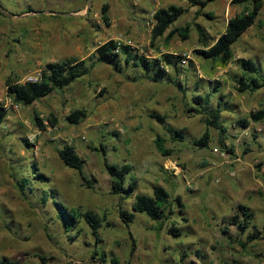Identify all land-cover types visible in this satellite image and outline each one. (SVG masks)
Wrapping results in <instances>:
<instances>
[{
    "label": "rangeland",
    "instance_id": "rangeland-1",
    "mask_svg": "<svg viewBox=\"0 0 264 264\" xmlns=\"http://www.w3.org/2000/svg\"><path fill=\"white\" fill-rule=\"evenodd\" d=\"M106 3L108 23L102 17ZM172 4L188 11L171 28L189 24L190 37L177 34L167 40L170 28L152 46L154 10ZM244 8L232 0H215L204 9L212 15L207 17L197 15L189 0H0V100L8 95L9 77L24 82L47 63L67 59L93 65L72 85L55 88L32 105L8 108L0 128V257L38 264V254H44L50 264H99L94 254L99 247L121 264H175L183 250L189 253L186 264H264V119L250 118L251 112L264 109V87L255 93L237 88L242 72L238 59L260 62L264 74V6L256 24L234 45L235 58L226 67L195 52L202 47L197 23L217 38ZM130 38L135 49L151 58L165 52L186 55L182 72L170 69L174 82L136 79L133 68L118 72L92 58L107 40ZM209 82H220L219 92L213 89L214 106L220 95L233 105L222 113L228 127L224 134L190 110L193 94L205 90L196 91L197 85L209 89ZM76 109L86 113L78 124L68 119ZM154 112L181 129L185 139L175 140L150 116ZM242 118L250 120L248 127L240 125ZM207 130L210 141L201 148L194 141ZM158 134L171 155L158 150ZM25 137L30 146H25ZM222 137L233 151L220 144ZM66 143L86 160L83 173L60 157L58 148ZM102 147L110 162L133 166L139 180L136 193L153 195L155 184L169 190L172 213L164 228L142 213L129 225L120 217L122 208L133 211L135 194L121 197L113 192ZM33 164L48 182L34 178ZM24 178L33 188L28 198L20 191ZM43 188L53 190L70 208L105 216L103 241L96 243L84 219L67 231L54 205L42 201ZM240 203L250 207L253 224L263 232L261 239L245 246L247 235L229 223ZM172 223L182 229L181 237L168 233Z\"/></svg>",
    "mask_w": 264,
    "mask_h": 264
},
{
    "label": "trees",
    "instance_id": "trees-1",
    "mask_svg": "<svg viewBox=\"0 0 264 264\" xmlns=\"http://www.w3.org/2000/svg\"><path fill=\"white\" fill-rule=\"evenodd\" d=\"M193 6L197 7V15H205L212 17L209 12H204V9L211 1L215 0H189ZM233 4L244 5L245 8L242 12L231 17L225 27V30L215 38L207 32V30L197 23V31L200 36L201 48L195 50L196 54L205 60L213 61L217 65L226 67L231 61L234 60V45L240 40L242 35L254 24H256L262 8L264 6V0H232ZM108 10V4L102 6L103 19L106 23L109 22V17L106 14ZM187 7L172 4L167 7L158 8L153 14L154 23L152 27L151 45L155 46L158 38L164 36L166 32L172 27V25L179 20L186 12ZM181 36L183 39L190 37V25L173 27L166 35V39L170 40L175 35ZM96 57L98 62L106 63L112 66L116 71L122 72L124 69L133 68L136 70L134 78H146L155 82H174L170 74V69L175 72H182V60L183 54L174 53H162L160 57H148L145 54L140 53L137 49L130 45H119L115 39H109L106 42L100 44L95 49L92 58ZM238 64L241 67V75L237 79L238 90L242 92L255 93L259 89L264 87V74L261 70L260 62L240 58ZM93 65L88 64L86 60L82 59H67L58 62H49L42 70V75L39 80L36 81H24L21 82L18 79L9 77L6 80L8 94L13 98L16 103L28 106L32 105L35 101L48 96L55 88L64 89L80 78L88 75L91 72ZM169 68V70L167 69ZM210 83V82H209ZM179 87L181 83H178ZM220 82L210 83V90L205 87L197 85L196 91L205 89L204 91L193 94L190 110L201 113L205 117L206 124L210 127H214L224 134L228 131V127L223 121V111L231 110L233 105L225 99L223 95L219 96L218 104L214 106L213 89L219 92ZM8 116V109L0 101V128L5 122ZM86 116V113L82 109L74 110L68 119L73 123H80L82 118ZM151 117L156 118L166 129L171 132L175 140L185 139L184 132L181 129L173 128L166 118L156 112L150 114ZM38 118L39 124H42V120ZM250 118L254 121H260L264 119V109L253 111L250 114ZM54 123V120H50ZM240 125L248 127L250 120L248 118H242L239 120ZM210 141V134L207 130L201 138L195 140L194 143L201 148L208 146ZM220 144L231 152L233 148L227 147L223 137L220 139ZM25 146H30V142L25 137ZM156 145L158 150L163 155H171V151L166 147V139L158 134L156 137ZM104 155V164L108 173L111 176L113 192L121 197H130L135 194L134 202L132 204L133 211H127L125 209L119 210L120 217L124 222L129 225L136 218L137 213L147 215L151 220L158 222L161 228L167 225V221L171 218L168 210L173 203H171V194L161 184H155L153 187V195L136 193L139 187V180L133 174V166L127 163L122 165L110 162L107 158L106 149L102 147ZM58 153L63 161L70 167L78 169L83 173L86 160L83 159L76 151V148L69 144H64L58 148ZM35 171V179H38L41 183L48 182V177L38 172L37 164H33ZM89 182V181H88ZM31 182L29 178L19 180L20 191L24 197L28 198L29 192L33 189L30 186ZM42 201L51 202L59 219L64 224L67 231L74 230L78 223L84 219L92 228V234L96 239V243L102 242L100 229L104 226L105 216L86 210L83 211L76 207H68L65 203L55 195L50 188H43ZM178 202L180 199L177 200ZM254 213L245 204H238L236 214L229 221L230 224L236 225L239 234L247 235L246 242H242L243 246L246 243L254 242L262 238V230H260L255 224H253ZM224 233H228V229L222 228ZM79 232V230H78ZM168 233L175 237H181L183 235L182 229L172 223L168 228ZM241 241V240H240ZM135 245V243H134ZM198 255L202 254V248L196 249ZM94 254L97 255L99 264H121L120 259L117 256H109L101 248H96ZM188 250L181 252L180 259L175 264H186L185 257L188 256ZM41 263L38 264H50V257L44 254H38ZM0 264H21L17 259L9 257H0ZM125 264H131L127 261Z\"/></svg>",
    "mask_w": 264,
    "mask_h": 264
},
{
    "label": "built area",
    "instance_id": "built-area-1",
    "mask_svg": "<svg viewBox=\"0 0 264 264\" xmlns=\"http://www.w3.org/2000/svg\"><path fill=\"white\" fill-rule=\"evenodd\" d=\"M116 41L118 42L119 45L126 44V45H130L132 47H135L136 46V44H135V42H134V40L132 38L126 39L123 42L122 41H119V40H116ZM186 57L187 56L184 55V58L182 60L183 63L187 62V58ZM41 73H42V70L39 73H37V74H30L29 76H27V78L24 81H36V80H39L41 78V75H42ZM0 101L4 104V106L7 109L10 106L12 108H14V109H19L22 106V104L16 103L9 94L6 96V98L4 100L1 99Z\"/></svg>",
    "mask_w": 264,
    "mask_h": 264
},
{
    "label": "crops",
    "instance_id": "crops-1",
    "mask_svg": "<svg viewBox=\"0 0 264 264\" xmlns=\"http://www.w3.org/2000/svg\"><path fill=\"white\" fill-rule=\"evenodd\" d=\"M156 10H157V9H156ZM156 10H154V13H155ZM83 11H84V10H83ZM144 11H145V10H144ZM224 30H225V29H224ZM96 48H97V47H96Z\"/></svg>",
    "mask_w": 264,
    "mask_h": 264
}]
</instances>
